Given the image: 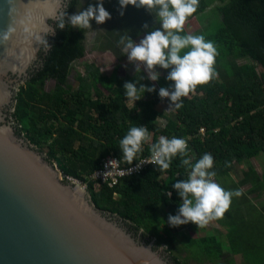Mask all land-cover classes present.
<instances>
[{"label":"trees","instance_id":"obj_1","mask_svg":"<svg viewBox=\"0 0 264 264\" xmlns=\"http://www.w3.org/2000/svg\"><path fill=\"white\" fill-rule=\"evenodd\" d=\"M89 3L95 5L96 0L84 5L80 0H67L64 11L71 15ZM103 6L111 19L100 25L91 21L92 29L79 30L70 24L56 29L60 17L53 23L56 31L48 40L50 46L41 51L38 68L16 101L46 160L64 179L69 176L85 182L86 191L103 212L120 219L141 239L165 246L174 254L172 264H182L177 259L187 249L211 264L224 253L240 255L244 264H264V206L256 208L246 199L264 193V167L258 173L249 163L264 153V0H199L197 11L187 21L209 10L212 19L197 35L216 45L218 76L197 86L194 95L182 97L183 106L174 107L163 125L156 124L157 118H163L158 91L172 83L165 79L169 70L163 69L165 77L154 82L139 71L109 78L95 66L86 65L84 74L75 77V88L67 83L71 65L84 57L88 33L97 32V50L109 53L119 66L126 59L123 46L117 43L123 31L136 41L159 25L155 14L144 8L129 5L120 16L118 0H104ZM139 75L145 77L140 84L154 85L156 91L145 92L142 99L127 106L123 85ZM49 79L55 86L45 91ZM140 125L147 126L150 139L137 157L149 155L151 144L160 136L185 138L190 156L195 157L193 163L205 153L214 157V179L222 187L240 190L247 186L241 196L232 199L223 218L214 220L224 230L225 247L216 231L192 242L177 232L183 240L180 245L173 238L177 227L169 226L167 220L170 214H177L181 201L172 185L186 179L190 171L181 165L180 157L173 158L167 171L159 172L154 165L138 175L120 178L110 188L86 179L108 154L122 158L120 140L131 127ZM238 164L247 165V170L234 182L230 173ZM239 199H245L242 211Z\"/></svg>","mask_w":264,"mask_h":264},{"label":"water","instance_id":"obj_2","mask_svg":"<svg viewBox=\"0 0 264 264\" xmlns=\"http://www.w3.org/2000/svg\"><path fill=\"white\" fill-rule=\"evenodd\" d=\"M67 0H0V264H170L61 180L16 101Z\"/></svg>","mask_w":264,"mask_h":264},{"label":"clouds","instance_id":"obj_3","mask_svg":"<svg viewBox=\"0 0 264 264\" xmlns=\"http://www.w3.org/2000/svg\"><path fill=\"white\" fill-rule=\"evenodd\" d=\"M103 3L104 0H96L95 5L89 3L86 8L81 10V7L71 15L66 10L63 11L56 29L63 30L69 24L79 30L92 29L90 22L93 20L97 25L105 23L111 19V14ZM118 4L120 16L131 5L138 9L144 8L152 15L154 13L155 20L160 24L158 29L148 32L138 42L133 41L125 30L117 43L118 46H123V55L127 56L128 62L135 66V73L141 72L143 68L148 80L158 81L161 73L156 70L157 67L169 70L165 79L172 83L158 91L162 101L165 98L169 101L168 108H181L182 97H187L197 86L208 84L218 76L215 69L218 51L214 42L206 40L202 34L181 35L187 19L197 11L199 0H118ZM143 27L147 29L148 25ZM56 29H52L47 35L54 36ZM43 40L49 45L46 39ZM143 79L145 77L139 75L135 81L125 82L123 85L125 97L133 104L142 99L145 92L156 91L154 85L147 87L140 84ZM137 84L140 86L137 87ZM149 139L147 126H133L128 130L119 143L122 158L128 165L137 161L136 157L143 151L142 145ZM150 153L147 161H137L135 170L144 163H151L157 167V171H167L176 157H180L181 165L190 170L186 179L178 180L172 185L181 202L177 214L168 216L167 223L171 227L191 222L203 228L211 221L222 219L229 210L232 199L243 194L239 189L226 190L215 181L216 172L212 171L214 157L210 153L203 154L193 163L195 157L190 156L185 138L160 136L157 142L151 144ZM133 170L127 168L125 174L128 175ZM166 195L170 197L172 193L168 192Z\"/></svg>","mask_w":264,"mask_h":264},{"label":"rangeland","instance_id":"obj_4","mask_svg":"<svg viewBox=\"0 0 264 264\" xmlns=\"http://www.w3.org/2000/svg\"><path fill=\"white\" fill-rule=\"evenodd\" d=\"M88 0H80L81 5H84ZM212 19V16L209 12V10H206L204 13H202L201 15H198L197 17L186 21L185 25H184V31L186 34H193V35H197L202 28L204 27L205 24H207L210 20ZM160 27V24L157 26V29ZM142 37L138 38L136 41L138 42L139 39H142ZM97 32L93 31L87 34V36L85 37V43H84V57L73 63L71 65V69L67 78V83L75 88L77 86V83L75 81V77L77 75H83L84 74V67L86 65H93L95 66L99 72L104 75L107 76L109 78H114V77H122L125 74L131 75L134 71H135V66L131 63L128 62L127 60V56L125 61L120 64L119 66L116 64V62L114 61V59L112 58V56L109 53H100L97 50ZM40 55V54H39ZM126 65V67H125ZM158 72L161 73L160 77H165L166 73L163 71V69H160L159 67H157L156 69ZM259 69H257V72L259 73ZM141 72L147 77V73L146 71L143 70V68L141 69ZM55 86V81L53 79H49L45 82L44 85V90L45 91H49L52 90ZM102 92L104 94H106V92L104 90H102ZM194 95V92L190 93L187 97ZM132 101H130L129 99L126 101L127 106H131L132 105ZM169 101L167 100V98H165L163 101H161V104L159 105V108L161 110V114L163 116V118H157L156 119V124L158 125H163L165 122V118H169L172 116L173 114V107H169ZM59 125H62L61 122L58 123ZM250 165L255 169L256 172H260L261 169L264 167V153H260L256 158L252 159L249 161ZM247 170V165L245 164H238L234 167V170H232V173H230V179L231 181L237 182L239 180V178L242 175V172H245ZM247 188V186H242L240 187L241 191H244ZM246 199L249 200V202L251 204H253V206H255L256 208H260L262 206H264V193H258V194H254V195H248L246 196ZM245 201V199L243 200H238L239 203V210L242 211L244 209L243 207V202ZM123 226L126 228V231L129 232L130 234H132L131 236L136 239V234H134L132 231L129 230V228L126 226V224H123ZM177 231L174 232L173 234V238L176 240L177 244H181L183 242V240L181 239V237L179 236V233L182 234L185 239L187 240V242H192V240H197L200 237L203 236H209L211 234H215L216 231V235L217 239L222 243V245L225 247V238H224V230L223 228H221L220 226H218L214 221H211L207 226L203 227V228H199L197 227L195 224L193 223H188L186 225H181L178 226ZM179 232V233H177ZM140 234V233H139ZM138 241L143 242L145 245L150 244L149 242H151V248L152 250H154L155 252L159 253V256H163L166 260H168L171 263V255L172 254L170 251L167 252V249L165 246H159L156 247L153 243V241H146L141 239V236L139 235L138 237ZM143 240V241H142ZM178 262L182 263V264H211L209 263L208 260H205L202 256H199L197 254V252H194L191 249H187L186 251H184L183 253H181L178 256ZM229 261L230 263L226 262ZM172 264V263H171ZM214 264H244V261L242 260L240 255H233V254H223V258H221L220 260L214 262Z\"/></svg>","mask_w":264,"mask_h":264},{"label":"built area","instance_id":"obj_5","mask_svg":"<svg viewBox=\"0 0 264 264\" xmlns=\"http://www.w3.org/2000/svg\"><path fill=\"white\" fill-rule=\"evenodd\" d=\"M203 131H204L203 128H200L198 130V134L202 136L204 133ZM150 155L151 153L146 156L136 157V159L139 162H145L150 158ZM137 161H133L131 165H125L122 158H116L112 154H108L105 158L101 160L99 167L96 168L90 175H88L86 179L90 182L96 183L97 185L104 184L108 188H110L114 186L120 178L138 175L142 171L148 168H152L154 166L151 163H144L140 165L138 170H135ZM127 168H132L134 170L130 174L126 175L125 170ZM61 180L65 182L78 184L82 188L86 189V183L79 181L75 178L67 176L64 179L63 176L61 175Z\"/></svg>","mask_w":264,"mask_h":264},{"label":"flooded vegetation","instance_id":"obj_6","mask_svg":"<svg viewBox=\"0 0 264 264\" xmlns=\"http://www.w3.org/2000/svg\"><path fill=\"white\" fill-rule=\"evenodd\" d=\"M36 67L38 68V62H36V63H35V65H34V67H33V70H32V72H31V73H33V72L36 70V69H35ZM131 235H132V234H131ZM135 237H136V239H138L139 235H138V234H136V236H135ZM138 240H139V239H138ZM142 241H143V240H142ZM168 262H169V261H168ZM169 263H170V262H169ZM170 264H171V263H170Z\"/></svg>","mask_w":264,"mask_h":264}]
</instances>
